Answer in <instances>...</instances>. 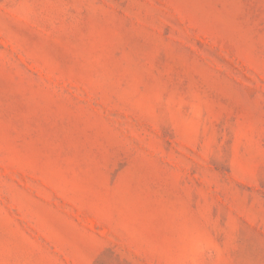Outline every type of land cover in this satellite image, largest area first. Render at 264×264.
Returning a JSON list of instances; mask_svg holds the SVG:
<instances>
[{
  "label": "rangeland",
  "instance_id": "374dc122",
  "mask_svg": "<svg viewBox=\"0 0 264 264\" xmlns=\"http://www.w3.org/2000/svg\"><path fill=\"white\" fill-rule=\"evenodd\" d=\"M0 264H264V0H0Z\"/></svg>",
  "mask_w": 264,
  "mask_h": 264
}]
</instances>
